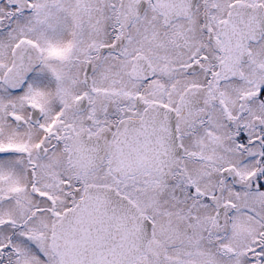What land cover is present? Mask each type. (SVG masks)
<instances>
[{
  "label": "snow or ice",
  "instance_id": "1",
  "mask_svg": "<svg viewBox=\"0 0 264 264\" xmlns=\"http://www.w3.org/2000/svg\"><path fill=\"white\" fill-rule=\"evenodd\" d=\"M0 264H264V0H0Z\"/></svg>",
  "mask_w": 264,
  "mask_h": 264
}]
</instances>
